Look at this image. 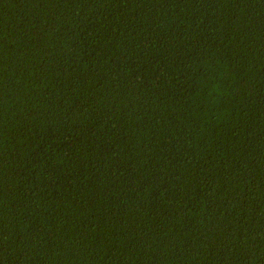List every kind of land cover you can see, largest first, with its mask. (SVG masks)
Segmentation results:
<instances>
[{
  "label": "trees",
  "instance_id": "16d2710c",
  "mask_svg": "<svg viewBox=\"0 0 264 264\" xmlns=\"http://www.w3.org/2000/svg\"><path fill=\"white\" fill-rule=\"evenodd\" d=\"M0 264H264V0H0Z\"/></svg>",
  "mask_w": 264,
  "mask_h": 264
}]
</instances>
